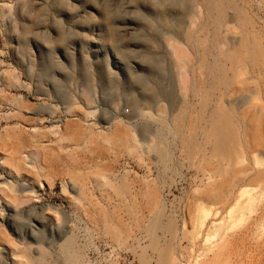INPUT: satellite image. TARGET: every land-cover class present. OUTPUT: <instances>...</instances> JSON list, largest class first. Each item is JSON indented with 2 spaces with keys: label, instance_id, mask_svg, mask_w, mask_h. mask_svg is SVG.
Wrapping results in <instances>:
<instances>
[{
  "label": "rangeland",
  "instance_id": "obj_1",
  "mask_svg": "<svg viewBox=\"0 0 264 264\" xmlns=\"http://www.w3.org/2000/svg\"><path fill=\"white\" fill-rule=\"evenodd\" d=\"M147 1L0 0V264H264V0H227L216 34L205 0ZM213 37L222 99L204 71L193 92Z\"/></svg>",
  "mask_w": 264,
  "mask_h": 264
},
{
  "label": "bare ground",
  "instance_id": "obj_2",
  "mask_svg": "<svg viewBox=\"0 0 264 264\" xmlns=\"http://www.w3.org/2000/svg\"><path fill=\"white\" fill-rule=\"evenodd\" d=\"M205 1L207 4L206 5L207 12H209L210 14H212V13L214 14L213 17H211V19H210L209 25L211 26L212 32L214 34H216L217 31H219V29L221 27V20L224 17L226 7L228 6V2H227V0H205ZM147 2L154 8L157 6L159 7V5H160L159 1L157 3V0L156 1H149L148 0ZM189 2H190V0H179L178 2L176 1L172 4L170 3L169 5H166L165 7H166V10L169 7H175V5L179 6V5L183 4V6L185 7V5L188 4ZM180 7H182V6H180ZM184 7H182V8H184ZM183 10H185V9H183ZM182 13H183V11H182ZM185 13L182 14V16H184ZM182 16H181V18L179 17V19H178V26L179 27L182 25V22H181ZM103 19H104V22L106 24H108V26H109L107 38L111 44H115L116 39L118 37V34L120 35V33L118 32V30L113 28V26L111 24V14L107 10H103ZM65 40H66V37L63 34H59L58 44H63L65 42ZM187 43L189 45H191V47H195L194 45L198 44V38L191 37ZM222 47H223V44L220 41V39H218L217 37H213L212 49L208 53L211 56V58H213L212 59L213 61L205 63V59L203 56V57H201V60H200L199 66H198L199 71L196 69L192 70V77H193V84L192 85H193V89H194L193 92L194 93H196V91L197 92L199 91L198 80L200 78H202V76H204V73L206 74V76H205L206 78L205 79L203 78V81L206 84L205 86L209 85V89L218 90L220 92L219 99H222V97H226L227 94L230 93V90H229L230 82H228L229 79L227 78V75H226L225 62H227L229 60L232 61L234 59V56L230 55L229 53H224L222 51ZM205 54L206 53H204V55ZM150 60H151V58H150ZM150 60L148 57H145L144 63L154 65L155 60L154 61L151 60L152 63H150L151 62ZM179 66H182V64ZM176 67H178V65H176ZM202 71H204V73ZM136 82L138 84H141V86L144 85V80L142 78H138L136 80ZM208 82H209V84H207ZM222 88H223V90H222ZM156 96H157V94L153 90H150L148 100L152 101L153 99H155ZM212 117H213L212 132H213V136H214V140H215L216 150L221 155L225 154L227 157H230V155L232 153V148H231L230 142L232 141V138H233L231 133H232V130L235 126L234 121H232V119L230 117L225 116L224 112L222 111V109L220 107L214 108V110L212 111ZM164 154H166V153H164ZM3 163H4V165H7L9 167V169L12 172H14L16 175H21L24 172H26V173L30 172L29 168H27V165H26L27 163L24 159H13L11 161L5 160ZM22 191H26V189H22ZM29 193H30V191L29 192L26 191L27 195ZM13 203H15V202L13 201ZM201 210H202V212L205 211L203 208ZM205 212H207V211H205ZM210 214L211 213H209V215ZM218 214L219 213L217 211L216 213L213 214V216L216 217ZM227 215H230V211L227 213ZM11 217H12V215H11ZM206 219H208V218H204V219H202V221H200V223H201V224H199L200 229H203L204 227H206ZM206 235L207 236L205 238L206 239L205 241L210 240L211 235H208V234H206ZM69 241H68V244H70ZM25 255H26V253H25ZM69 256H71V255H69ZM12 258L13 259L11 261H13L12 262L13 264H22V262H23L22 260L28 259L27 257L25 258V256L21 255L20 253L14 254ZM29 262H30V260H27V263H29ZM30 263H32V261ZM4 264H5V262H4ZM24 264H26V261H24Z\"/></svg>",
  "mask_w": 264,
  "mask_h": 264
}]
</instances>
